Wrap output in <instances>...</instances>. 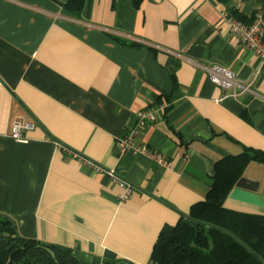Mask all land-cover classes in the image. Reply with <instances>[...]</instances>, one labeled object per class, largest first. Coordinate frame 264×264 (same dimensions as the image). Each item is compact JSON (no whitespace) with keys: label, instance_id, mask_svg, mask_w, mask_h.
Wrapping results in <instances>:
<instances>
[{"label":"crops","instance_id":"obj_1","mask_svg":"<svg viewBox=\"0 0 264 264\" xmlns=\"http://www.w3.org/2000/svg\"><path fill=\"white\" fill-rule=\"evenodd\" d=\"M62 2L0 0V213L82 264H152L161 231L206 198L215 164L264 151V60L222 16L251 21L264 0H85L78 15ZM215 64L250 90L214 84ZM163 102L141 140L171 166L123 154L138 112ZM19 117L35 124L24 142L12 136ZM94 164L133 184L130 197ZM243 178L253 185L225 207L264 216V163Z\"/></svg>","mask_w":264,"mask_h":264},{"label":"trees","instance_id":"obj_2","mask_svg":"<svg viewBox=\"0 0 264 264\" xmlns=\"http://www.w3.org/2000/svg\"><path fill=\"white\" fill-rule=\"evenodd\" d=\"M62 1L64 8L75 15L85 6V0ZM261 11L264 13V5ZM230 13L246 24H251L257 14L247 21L238 11ZM253 161L264 163V151L245 147L241 154L229 155L215 164L214 183L206 198L194 204L175 226L161 231L152 264H264V216L225 207L234 187L253 185L243 178ZM0 264L82 263L72 248L21 236L16 223L0 213Z\"/></svg>","mask_w":264,"mask_h":264},{"label":"built area","instance_id":"obj_3","mask_svg":"<svg viewBox=\"0 0 264 264\" xmlns=\"http://www.w3.org/2000/svg\"><path fill=\"white\" fill-rule=\"evenodd\" d=\"M223 19L229 28L231 34L245 47L252 50L253 54L264 60V13L259 11L251 24H246L230 12L224 11L222 13ZM210 80L219 87L234 89L231 96L240 95L242 92L250 90L249 86L241 85L236 74L221 65L215 64L206 68ZM240 89V90H239ZM169 108V104L163 102L157 106L143 109L137 114V122L122 138L117 142L121 152L134 154H142L148 156L153 161L164 167H170L171 162L161 153L151 150L148 145L141 140V136L147 128L158 121L161 116H164ZM35 124L29 120H23L21 117L17 118L13 124L12 136L19 141H26L23 137L25 130H32ZM76 157H79L76 155ZM79 159L82 162L89 163L90 161L81 156ZM92 163V162H90ZM93 164V163H92ZM97 171H105L108 173L113 181L125 188L123 199H127L134 191V186L124 178L115 174L113 171L106 170L99 164H94Z\"/></svg>","mask_w":264,"mask_h":264},{"label":"water","instance_id":"obj_4","mask_svg":"<svg viewBox=\"0 0 264 264\" xmlns=\"http://www.w3.org/2000/svg\"><path fill=\"white\" fill-rule=\"evenodd\" d=\"M50 252L53 254V256H55V254L52 251H50Z\"/></svg>","mask_w":264,"mask_h":264}]
</instances>
